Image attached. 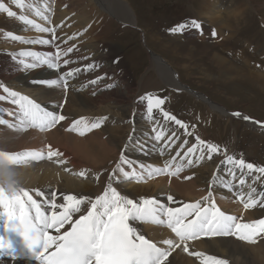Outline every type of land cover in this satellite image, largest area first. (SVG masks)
<instances>
[{"label": "bare ground", "instance_id": "bare-ground-1", "mask_svg": "<svg viewBox=\"0 0 264 264\" xmlns=\"http://www.w3.org/2000/svg\"><path fill=\"white\" fill-rule=\"evenodd\" d=\"M218 1H224V5ZM0 2L17 13L13 18L7 15L4 19L0 17V85L26 95L49 111L65 116L55 127L46 130L21 125L18 119V105L12 104L11 97L0 88V96L7 97L0 100V121H3L0 123V189L19 186L27 190L41 206V210L50 215L52 193L57 194L55 201L58 204L63 203V195L67 194L87 195L94 199L102 194L109 176L123 157L129 164H123L122 167L134 175L124 177L120 174L113 186L128 198L136 201L155 198L173 208L192 202H201L206 206L210 205L209 201L212 200L221 211L236 217L241 216V222L248 223L263 218L264 206H261L259 201L264 198V180L259 172L249 173L244 170L241 173L240 169L226 162L223 150L213 154L210 160L207 159L206 153L203 160L199 159V152L186 157V147L195 142L196 136L207 143H215L198 132L194 123L187 124L188 131L192 132L193 136L186 135L173 121L163 117L162 105L160 109L154 108L152 113L141 106L140 103H147L148 93L157 86L150 84L145 87L142 81L139 84L133 82L120 53L108 42L110 31L103 29L109 26L111 21L130 28L136 27L137 21L127 0H56L54 5H49L50 0H25L24 8L13 7L16 6L13 0ZM200 2L202 5L200 4L199 10L194 11V20L201 25L199 29L205 36L211 35L214 28H217L230 30V36L237 37L241 28H244L242 31H247V26L253 25L248 15L250 8L254 10L251 0ZM20 15L43 27L59 26L56 27L59 39L52 41L56 48L57 45L61 50L74 46L73 52L65 57L74 64V69L71 68L73 71L69 68L74 74L66 78L67 87H49L42 83L64 77L69 70H63V63H60L59 71H49L44 67L25 69L19 63L8 61L12 58L21 62L25 58L33 57L21 53H36L40 48L48 51L46 49L49 44L22 42L50 39L52 34L26 25L19 19ZM42 16L49 19H42ZM217 20L220 21L219 25ZM7 33L11 35L8 36ZM12 35L20 39H12ZM245 48L250 49L248 41ZM244 52L243 49L235 56L243 58ZM211 59L218 69L232 71L238 79L243 77L247 82L263 81L261 70L264 66H250L251 69L239 71L217 55ZM149 64V69L157 74L162 85L178 92L185 91L188 96L203 99L211 109L215 108L216 105L210 106L208 100L182 86L178 73L160 55L150 52ZM97 71L99 72L94 77L91 76L92 78L80 79ZM109 75H113L114 79L110 80ZM117 85L124 89H115ZM139 98H142V101H139ZM215 112L221 116L227 114L223 108H218ZM77 120H83L89 127L85 128L81 124L77 130H72L73 123ZM98 120L101 121V126L91 129V123ZM245 121L252 128L256 127V131L264 130V125L260 123L250 119ZM161 130L166 136L175 131V144H180L181 140H186L189 144L182 145L180 149H175V144L171 149L166 148L164 141L157 142L153 139ZM80 131H84V135H80ZM50 148L61 155L48 159ZM29 151L40 152L44 158H22L12 163L4 155ZM177 152L181 154L177 156ZM172 157H175L176 165L183 164V170L179 174L169 175L167 172L156 171L163 168ZM186 159H192L194 163L189 166L185 163ZM244 160L254 164L250 159ZM142 165L146 167L141 168ZM254 165L259 168L257 164ZM230 170L235 172V178L229 174ZM241 179L246 183L240 184ZM38 192L43 195H37ZM249 195L257 200V205L245 209L244 202L248 200ZM168 196H172L173 201L169 202ZM78 218L79 214H76L73 220ZM144 222H136L133 226L146 239L159 243L160 246L166 239H174L179 243L178 238L166 225H142ZM70 226L64 225L60 233L67 231ZM49 232L54 236L59 234L54 229ZM185 246L190 250L188 253L184 252ZM191 251L202 253L204 257L224 260L226 264H264V239H259L256 243L235 239L234 236L190 240L175 251L171 250L168 259L171 264H204V258L192 255ZM0 264L40 262L4 257L0 258Z\"/></svg>", "mask_w": 264, "mask_h": 264}, {"label": "snow or ice", "instance_id": "snow-or-ice-1", "mask_svg": "<svg viewBox=\"0 0 264 264\" xmlns=\"http://www.w3.org/2000/svg\"><path fill=\"white\" fill-rule=\"evenodd\" d=\"M13 3L19 8L25 7V0H13ZM0 12L6 13L8 17L17 16L16 12L10 10L2 2H0ZM41 18L49 19L47 16H42ZM19 19L26 25H31L41 32L52 34L51 39L22 42L50 44L52 40L59 39L56 34V27L59 26L43 27L35 24L33 20L28 19L24 15H20ZM187 27L199 29L201 25L193 20L189 24L177 25L170 31H183ZM11 38L20 39V37L15 35H12ZM73 50L74 46L61 50L59 45H57V51L47 57H41L33 52L21 53V55L33 56L40 63L59 71L61 62L65 67L71 63L70 59H62V57H67ZM37 66V63L24 65L25 69ZM73 74L69 70L64 77H57L42 83L49 87L58 85L67 87L66 78ZM0 88L3 89L4 93H7L8 97H11L12 104L18 105V119L21 125L46 130L55 127L60 121L65 119V116L58 115L55 111L47 110L26 95L10 90L3 85H0ZM6 98L5 96H0V100ZM147 100L149 113H152L154 108L160 109L161 105L165 103L164 99L152 96H148ZM161 111L163 110L161 109ZM233 115L240 117L241 113L236 112ZM163 117L166 120L173 121L185 131L186 135L193 136V133L188 131L189 126L174 115L163 111ZM243 119L249 120L250 117L243 116ZM0 123H3V121H0ZM81 124L85 128L89 127L83 120H77L73 123L72 130H77ZM100 126L101 121L98 120L91 123L90 128L95 129ZM79 134L84 135V131H80ZM153 139L157 142L164 141L165 147L171 149L177 136L175 131L166 136L165 132L161 130L156 133ZM194 139L195 142L186 147V152L184 153L186 157H191L199 152L201 154L198 157L199 159L203 160L206 153L207 159L210 160L213 154L221 152V149L216 144L207 143L198 136ZM188 144V141L181 140L180 144H175V149H180L182 145ZM163 152L164 148L161 149V154ZM180 154V152L176 153L177 156ZM4 155L12 163H16L22 158L36 160L44 158L42 153L36 151ZM60 155L59 152L50 148L47 158L51 159ZM225 156L226 162L240 169L241 173L247 170L249 173L259 172L264 174V167L257 168L254 164L247 163L242 158L237 159L227 155L226 150ZM185 163L191 166L194 161L186 159ZM123 164H129V162L122 157L121 162L116 165L115 171L109 176L108 183L102 194L97 195L94 199L87 195L67 194L63 195V203L58 204L55 201L57 194L52 193L50 204L52 211L50 215L41 210V206L29 195L27 190L19 186L13 187L10 193L0 189V209H2L0 220H3L5 229V234L0 235V258L8 257L15 260L25 254L12 245L7 238V232H15L21 236L27 253L31 254L40 264H171L168 259L171 250L201 236H236L238 239L249 243H256L259 239H264V219H258L250 223L240 222L238 217L221 211L214 201L207 206L201 202H192L185 203L182 207L173 208L155 198L136 201L126 195H122L117 190V187L113 186V182L119 178L120 174H123L124 177L134 175V173L125 171L122 167ZM145 167L141 166V168ZM182 170L183 164L176 165L175 157L166 162L163 168L156 169L157 172H167L169 175H177ZM151 174L152 172L149 170V175ZM229 174L235 178V172L230 170ZM239 183L243 185L246 181L241 179ZM37 195H43V193L38 192ZM208 199L211 200V197ZM241 199L243 200V197ZM167 200L171 202L173 197L168 196ZM259 203L264 206V198ZM256 205L257 200L251 195L244 202L245 209ZM76 214H79V218L73 220ZM144 221H150L157 225H166L178 238L179 243L174 239H166L161 243L167 247H161L157 243L146 239L133 226L136 222ZM66 224L71 225L70 230L60 233V230ZM50 229H54L59 234L51 235ZM49 249H52V251H49ZM184 251H188L186 246ZM191 254L203 257L204 264H226L224 260L210 256L204 257L202 253Z\"/></svg>", "mask_w": 264, "mask_h": 264}, {"label": "rangeland", "instance_id": "rangeland-1", "mask_svg": "<svg viewBox=\"0 0 264 264\" xmlns=\"http://www.w3.org/2000/svg\"><path fill=\"white\" fill-rule=\"evenodd\" d=\"M55 1L50 0L49 5H54ZM127 2L134 12L136 27L122 26L110 20L109 26L103 29L110 31L108 42L120 53L133 82L139 84L142 81L145 87L150 84L156 85L157 87L147 96L164 99L165 103L162 105L164 111L174 115L185 124L194 123L198 132L203 133L208 140L210 139L209 141L218 145L224 154L226 150L230 156L237 159H250L259 167H264V130L256 131V127L252 128L241 118L242 115L247 116L252 122L264 125V68L262 67L261 70L263 81L249 80L247 82L248 80L242 79L243 77L236 78L232 71L218 69L211 59L217 55L239 71H246L256 65L264 66V0H251L254 10L250 8L248 15L253 25L247 26V31H242L244 28H241V33L237 37L234 35L231 37L230 30L217 28H214L208 36H205L200 29L192 27L178 32L170 31L177 25L189 24L194 20V11L199 10L202 5L200 0H127ZM218 2L224 5V1ZM6 15L0 12L2 19ZM206 23L208 25V22ZM219 24L220 21L217 20V25ZM6 35L10 36L9 33ZM49 38L51 39L52 35ZM52 41L54 42L55 39ZM247 41L250 49L245 48ZM243 49L245 56L236 57L235 55H239ZM46 50L48 51L45 52L40 48L36 53L39 56L42 55L41 57H47L54 54L57 48L55 44L50 43ZM150 52L157 53L172 66V69L178 73L182 86L191 90L192 93L201 95L209 101L210 106L216 105L217 109L223 108L227 114L221 116L215 112L217 109L212 108L215 110L212 111L211 107L202 101L203 99L192 98L185 91L178 92L162 85L157 74L149 69ZM8 61L19 63L22 67L25 64L37 63L38 66L35 69L44 67L46 70L53 71L46 64L37 61L35 57L25 58L21 62L12 58ZM63 68L67 71L74 69V64L71 62L67 68L64 65ZM98 72L86 75V77L82 76L80 79L86 80L88 77H94ZM108 78L113 80L114 76L109 75ZM120 88L124 89L118 85L115 86V89L120 90ZM138 100L142 101V98ZM146 102V104L140 103L144 110L147 109L148 101ZM236 112L241 113V116H234L233 113ZM228 115L232 116L227 117ZM260 177L264 180V174ZM209 202L211 203L212 200ZM240 217L238 219L241 222ZM260 219H264V216ZM144 223L142 225H157L150 222ZM205 237L208 236H201L194 240ZM216 237L218 236L209 238ZM221 237L232 238L233 236ZM157 245L160 246L159 243ZM161 247L164 246L161 245ZM175 250L176 248L172 251ZM191 253L196 252L191 251Z\"/></svg>", "mask_w": 264, "mask_h": 264}, {"label": "clouds", "instance_id": "clouds-1", "mask_svg": "<svg viewBox=\"0 0 264 264\" xmlns=\"http://www.w3.org/2000/svg\"><path fill=\"white\" fill-rule=\"evenodd\" d=\"M5 191L10 193V192L12 191V188H10V187H5Z\"/></svg>", "mask_w": 264, "mask_h": 264}]
</instances>
